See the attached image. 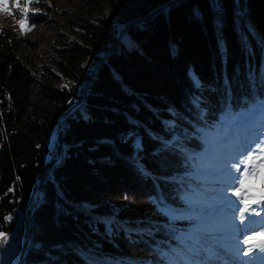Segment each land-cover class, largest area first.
I'll list each match as a JSON object with an SVG mask.
<instances>
[{
  "label": "trees",
  "instance_id": "obj_1",
  "mask_svg": "<svg viewBox=\"0 0 264 264\" xmlns=\"http://www.w3.org/2000/svg\"><path fill=\"white\" fill-rule=\"evenodd\" d=\"M107 2L123 25L76 21L79 38L59 34L42 81L19 55L28 40L0 31V233L33 200L26 264H167L156 246L177 242L171 230L127 234L119 221L180 211L205 160L200 129L264 105V0ZM30 9L39 25L48 0Z\"/></svg>",
  "mask_w": 264,
  "mask_h": 264
},
{
  "label": "rangeland",
  "instance_id": "obj_2",
  "mask_svg": "<svg viewBox=\"0 0 264 264\" xmlns=\"http://www.w3.org/2000/svg\"><path fill=\"white\" fill-rule=\"evenodd\" d=\"M48 5L50 10L40 11L44 21L39 25L30 24L28 16L26 26L30 28V31L26 33L22 31L18 22L23 19V16L17 9L12 7V0H9V8L13 15L7 16L3 14L0 17V31L3 27L12 26L28 40L29 45L21 49L19 55L27 61L32 74L37 76L39 81L43 80L39 76L46 71V67L56 70L52 60V47L58 42L59 34H63L69 40L79 38L77 34L79 24L76 21L84 19L94 21L102 16H107L114 19L117 27H121L123 21H125L118 11L109 6L107 0H48ZM121 38L126 44L133 43L132 39L125 33L121 35ZM94 63V58L91 57L83 63V66L92 67ZM54 83L57 86H63L68 85L69 80L63 77L62 81L55 80ZM200 111L208 118V111L205 108H201ZM209 123L211 125L209 128L200 129L207 145L206 151L202 153L205 160L198 169L188 173L189 181H195V184L192 185V188L186 194L182 209L173 213L163 211L162 213L166 216V219L164 217L161 221L152 213L138 216L133 221L127 222V224L124 221H119L127 234L133 231L151 233L154 228L149 223H161L164 227L171 230L177 242L172 244L167 241L169 249L161 247L162 252L165 254V260L168 262L167 264H181V259H187L193 264L191 259L186 258L181 253L179 259L174 258L178 255L175 251L177 249H181L183 253H188L187 257H191L201 253L204 250L203 248H205L206 252L211 250L210 245H205L207 243L205 242L206 240L210 242L230 239L229 230L219 228L217 223L222 225L231 219L233 220V215L228 212L225 213L224 210L228 211L226 205L234 189L228 188L227 196L225 195L223 182L218 178L215 170L216 165L231 152L237 142L247 141L264 133V105L259 106L255 111L238 112L227 116L224 120L209 121ZM259 182V180L254 181L257 191L262 187L261 182ZM231 199L237 198L231 197ZM32 201H29L28 205L23 207L22 215L18 214L15 217L17 228L15 233L7 235L9 238V242L6 244L7 247L0 249V264H21L25 222L28 208ZM79 206L89 210L92 205L90 202L84 201ZM253 208L260 213V217L257 219L258 222L252 224L250 222L251 218H248V221L247 218H244V221L249 226L264 225V207L253 205ZM111 220V218H105L103 221L109 232L112 231L108 224L109 221L111 223ZM239 223L241 221L237 219V227L240 226ZM232 229L230 231L233 232L235 228L232 227ZM20 232H23V234H19ZM19 235L20 238L15 241L14 238Z\"/></svg>",
  "mask_w": 264,
  "mask_h": 264
},
{
  "label": "snow or ice",
  "instance_id": "obj_3",
  "mask_svg": "<svg viewBox=\"0 0 264 264\" xmlns=\"http://www.w3.org/2000/svg\"><path fill=\"white\" fill-rule=\"evenodd\" d=\"M38 0H12V7L22 14L23 19L19 22L23 32L30 31L26 26V21L30 13V5ZM0 13L12 16L13 12L9 8V0H0ZM67 87V85H63ZM218 178L223 182V190L227 196L228 188L234 189L228 203L232 207L233 223L232 227L239 232L236 225L237 219L241 221L239 225H245L244 214L253 212L254 217H260L253 205L264 207V133L254 136L247 141L237 142L232 151L216 165ZM259 180L262 187L259 191L255 189L254 181ZM242 206V207H241ZM240 213L239 218L237 213ZM249 218V217H248ZM247 218V221H248ZM11 215L6 220H11ZM259 237V238H258ZM9 238L6 234L0 233V248L8 244ZM241 244V240L239 239ZM248 246L247 252H241L244 257H249L254 249H259L264 253V227L258 233L247 236L243 242Z\"/></svg>",
  "mask_w": 264,
  "mask_h": 264
},
{
  "label": "bare ground",
  "instance_id": "obj_4",
  "mask_svg": "<svg viewBox=\"0 0 264 264\" xmlns=\"http://www.w3.org/2000/svg\"><path fill=\"white\" fill-rule=\"evenodd\" d=\"M231 151H232V149H231ZM227 209L230 210L229 212L233 215L232 207L229 206V207H227ZM14 216L17 217L18 212H16ZM239 216H240V213L238 212L237 217L239 218ZM248 217L251 219L254 217V216H252V212L244 214V218H248ZM252 220H254V218ZM253 224H255V223L253 222ZM259 227L260 226H257V225L256 226H254V225L249 226V224L248 225L247 224L240 225L239 226V232H237L238 234H236V237L234 238V241L232 243V247H230V250H228L227 253L224 254L225 256L223 257V259H220L217 256V258L213 259V261L209 260L208 264H264V253H261L259 249H254L253 253L249 257H244L240 254L241 252H247V250H248V246L246 244L242 243L243 240L247 236L252 235L257 231H260L261 228L264 227V225L261 226L260 228ZM19 238H20V235L18 237H15L14 240L18 241ZM239 239L241 240V244L239 242ZM208 245H211V244H208ZM4 246H6V245H4ZM180 250L177 249L176 251L179 252ZM219 251L220 250H218V251L215 250L214 254L217 255L219 253ZM199 257L202 260L204 259L202 257V255H199ZM205 262L206 261H203V262L201 261L200 264H204Z\"/></svg>",
  "mask_w": 264,
  "mask_h": 264
},
{
  "label": "water",
  "instance_id": "obj_5",
  "mask_svg": "<svg viewBox=\"0 0 264 264\" xmlns=\"http://www.w3.org/2000/svg\"><path fill=\"white\" fill-rule=\"evenodd\" d=\"M112 19H113V18H112ZM113 20H114V19H113ZM115 45H116V43L113 45V48H112V49H114ZM190 74H191L192 78L194 79V81L196 82V84L199 85V84H200V80L197 78V76L194 74V72H193L192 70L190 71ZM64 155H65V150L63 149V152H62L61 157L58 159V161L55 163V165H54L53 167H57V166L60 164V162H61L62 159L64 158ZM41 200H42V196L40 195L39 198H38V204L40 203ZM38 204H37V205H38ZM78 207H79V208H82L81 206H78ZM36 208H37V206L34 208V210H35ZM100 219H101L102 221L105 220V219L102 218V217H100ZM108 224L111 226L110 221H109ZM29 247H30V241H29V245H28V247H27V249H26V251H25V253H24V255H23V259H22L21 264H26L24 259H25V256H26L27 252H28Z\"/></svg>",
  "mask_w": 264,
  "mask_h": 264
},
{
  "label": "built area",
  "instance_id": "obj_6",
  "mask_svg": "<svg viewBox=\"0 0 264 264\" xmlns=\"http://www.w3.org/2000/svg\"><path fill=\"white\" fill-rule=\"evenodd\" d=\"M19 234H23V232H20ZM17 241V240H16ZM4 247H7V246H3L2 248H4ZM1 249V248H0Z\"/></svg>",
  "mask_w": 264,
  "mask_h": 264
},
{
  "label": "clouds",
  "instance_id": "obj_7",
  "mask_svg": "<svg viewBox=\"0 0 264 264\" xmlns=\"http://www.w3.org/2000/svg\"><path fill=\"white\" fill-rule=\"evenodd\" d=\"M3 13H0V17H2Z\"/></svg>",
  "mask_w": 264,
  "mask_h": 264
}]
</instances>
